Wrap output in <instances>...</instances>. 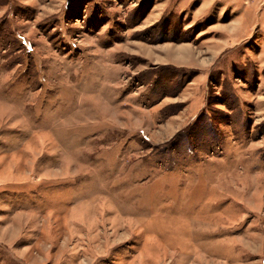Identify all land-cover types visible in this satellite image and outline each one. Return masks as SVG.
Returning <instances> with one entry per match:
<instances>
[{
	"label": "rangeland",
	"instance_id": "rangeland-1",
	"mask_svg": "<svg viewBox=\"0 0 264 264\" xmlns=\"http://www.w3.org/2000/svg\"><path fill=\"white\" fill-rule=\"evenodd\" d=\"M0 264H264V0H0Z\"/></svg>",
	"mask_w": 264,
	"mask_h": 264
}]
</instances>
